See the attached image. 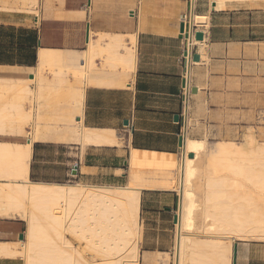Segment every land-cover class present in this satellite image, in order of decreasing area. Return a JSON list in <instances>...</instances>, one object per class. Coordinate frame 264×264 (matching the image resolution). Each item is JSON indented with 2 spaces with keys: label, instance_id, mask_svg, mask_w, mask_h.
Instances as JSON below:
<instances>
[{
  "label": "crops",
  "instance_id": "1",
  "mask_svg": "<svg viewBox=\"0 0 264 264\" xmlns=\"http://www.w3.org/2000/svg\"><path fill=\"white\" fill-rule=\"evenodd\" d=\"M4 2L0 0V80L29 82L30 97L28 101V95L18 90L0 92V96L5 95L4 103L0 102L2 108L22 104L21 110L29 113V121L16 118L12 127L20 125L18 129L29 132L26 130L36 129L40 123L60 129L63 135L67 128L81 123L90 130L114 131L121 142L120 146L104 142L82 146L79 140H65L63 136L34 140L28 179L39 181L32 182L61 184L44 180H65L75 169L74 178L79 182L74 184L124 186L130 149L178 155L185 137L209 145L244 143L243 134L249 127L238 139L215 128L231 108L243 109V98L257 94L256 72L264 69V2L225 0L221 8L215 7L213 0ZM191 11L192 25H200L198 30L204 32L205 48L196 44L194 49L200 60L189 68L181 129L174 120L181 111L184 86L180 20ZM99 35L108 37L102 40ZM51 51L61 52L64 83L43 90L47 97L44 112L52 113L55 120L39 122L37 75H50L43 70L47 64L41 62L40 55ZM73 71H77L76 78L69 77ZM74 93L80 95V113L73 106ZM55 98L60 99L54 102ZM17 101L21 103L17 105ZM259 115L264 118L263 112ZM207 127L214 130L209 132ZM20 134H0L5 139L0 143L29 144L32 134L25 139ZM209 134L218 139L210 142ZM67 146L77 147L75 160H70ZM176 204V191L160 187L141 191L143 253L156 251L172 256L170 226H174ZM167 207L173 208L172 215L160 220L159 212L165 213ZM15 221L0 219V243H14L13 235L18 238L21 224ZM234 244L235 264H264V242ZM0 264H22V260L0 257Z\"/></svg>",
  "mask_w": 264,
  "mask_h": 264
},
{
  "label": "bare ground",
  "instance_id": "2",
  "mask_svg": "<svg viewBox=\"0 0 264 264\" xmlns=\"http://www.w3.org/2000/svg\"><path fill=\"white\" fill-rule=\"evenodd\" d=\"M213 1L215 7L224 6L225 0ZM105 37L108 36L99 35L98 39ZM193 43L205 46L202 40H192L189 52ZM61 56L60 51L40 55L41 62L47 64L43 70L50 75L47 78L37 75L39 122L55 120L52 113L44 112L47 97L43 90L64 83ZM69 77L76 78L77 71L69 73ZM28 84L0 80V92L18 90L27 94L29 101ZM185 89L189 91L188 83ZM78 94L73 100L76 113H80ZM1 96L3 102L5 95ZM18 97L14 96L16 100ZM2 106L0 134L32 135L26 145L0 143V219L25 223V234L19 244L0 243L1 257L19 258L23 264H139L141 191L157 189L155 181L140 179L138 174L146 171L176 174L172 185L177 194L172 264H232L235 241L264 242V142L256 141L251 127L245 130L244 143L239 145H209L185 137L178 155L130 149L129 183L125 186L46 184L28 179L34 140L63 136L65 140H79L82 146L101 142L120 146L121 142L114 131L90 130L81 123L67 128L63 135L60 129L43 127L40 123L29 132L18 129L20 125L14 129V119L29 121V113H24L20 106L8 109ZM186 118L185 113V123Z\"/></svg>",
  "mask_w": 264,
  "mask_h": 264
},
{
  "label": "rangeland",
  "instance_id": "3",
  "mask_svg": "<svg viewBox=\"0 0 264 264\" xmlns=\"http://www.w3.org/2000/svg\"><path fill=\"white\" fill-rule=\"evenodd\" d=\"M202 48H205V46H201ZM205 63L207 62V60L205 59L204 61ZM260 68V65L257 66V70L258 71ZM256 78H257V82H256V96H247L246 98H243V109L240 110L238 106H236L237 108H231V111L229 112V114H227V118L224 120V122L219 123L218 130H221V132H229V133H233L235 135V138L238 139L240 134L245 130L246 127H251L252 130L255 133V137L257 138V140L259 142H263L264 141V118L260 117V113L263 112L264 113V69L262 70L261 73L256 72ZM232 100V99H231ZM38 108V106H37ZM36 114V112H35ZM29 124V123H28ZM206 124V122H205ZM214 130V127H207V131L212 132ZM25 131V130H24ZM26 131H30V130H26ZM21 136L23 137V139L27 138L26 133L21 134ZM215 135H211L209 134V137L207 139H209L210 142H212L215 139H218V137H216ZM0 141H5L4 137H0ZM22 144H25V141L22 142ZM69 147V158L70 160H75V157L77 156V150H75L77 147L76 146H67ZM140 176V179H145L147 181L149 180H153L155 181L156 187L157 188H162L165 190H170L172 191V185L174 183V181H176V178L174 179V175L173 174H165V173H161V172H155L153 171L152 173H149L148 171H146L145 173H139L138 174ZM75 175H71L69 174L68 177L65 180H51V179H46L44 180V182H52V183H61V184H67V183H72L74 184V182H79L74 178ZM163 179H165L163 183H158V181H162ZM31 181H39L36 179H30ZM81 183V182H80ZM129 183V175L127 172V181L126 184L127 185ZM76 184V183H75ZM124 185V186H125ZM177 195V194H176ZM177 207V204H176ZM170 209V211H166L165 213L163 212H159L160 214V220H164V218H170V216L173 213V208L172 207H167ZM175 211V210H174ZM158 216V215H157ZM15 221V220H13ZM19 221V220H17ZM16 222V221H15ZM20 222V227L19 229L22 231L21 233H23V236L25 234V223L23 221H19ZM142 223V221H141ZM171 229V234L174 237V226H170ZM142 232H143V224H142ZM13 239H14V243L19 244V239L16 238L15 235H13ZM236 242V241H235ZM73 244L76 245L77 243L75 241H73ZM143 249H145V246H143V240H142V235H141V240H140V246H139V255L142 254L143 257L140 258L138 257V263L139 264H172V259L170 255L168 254H160L158 252H154V253H143ZM173 249V248H172ZM173 251V250H171ZM172 253V252H171ZM1 257V256H0ZM5 258V257H3ZM147 259H151V261H148ZM23 264V261H22Z\"/></svg>",
  "mask_w": 264,
  "mask_h": 264
},
{
  "label": "built area",
  "instance_id": "4",
  "mask_svg": "<svg viewBox=\"0 0 264 264\" xmlns=\"http://www.w3.org/2000/svg\"><path fill=\"white\" fill-rule=\"evenodd\" d=\"M191 14L192 13H188V14L183 15L181 17V20H180L181 21V25H183V31L181 32V37L183 38V52H182V56H181V63H182L183 68H184V74H183V80H184L183 101H182V105H181V111H180V113L178 115V122L181 124V129H182L183 120H184L185 95H186V93H188V91L186 92V89H185L187 67L188 66H190V67L193 66V64H194V56L195 55H197L198 56V60H200V55L198 54L197 51L194 50L197 45L195 43H193L191 45V49H190V52H189V50H188L189 43L192 42V40L195 41V42L198 41L195 38V35L198 32H200L202 34V36L204 35L203 31H199L198 30L200 25H198V26L197 25H191ZM180 138H181V136H180Z\"/></svg>",
  "mask_w": 264,
  "mask_h": 264
},
{
  "label": "water",
  "instance_id": "5",
  "mask_svg": "<svg viewBox=\"0 0 264 264\" xmlns=\"http://www.w3.org/2000/svg\"><path fill=\"white\" fill-rule=\"evenodd\" d=\"M180 31H181V32L183 31V25L180 26ZM195 38H196V40L201 41V40L203 39V36H202V34H201L200 32H198V33L195 35ZM194 61H198V56H197V55L194 56ZM174 120H175V121H178V115H176V116L174 117ZM181 141H182V139L180 138V139H179V147H180V145H181ZM75 174H76V171H75V169H73V170L71 171V175H75ZM164 210H166V211H170L169 208H165ZM176 221H177V218H176V216L174 215L173 223H176ZM18 239H19V240H22V239H23V233H20V234H19ZM235 259H236V245L234 244V246H233V255H232V264H235Z\"/></svg>",
  "mask_w": 264,
  "mask_h": 264
}]
</instances>
